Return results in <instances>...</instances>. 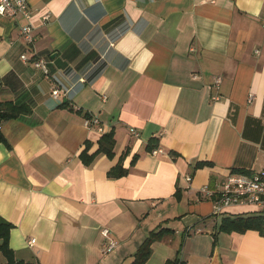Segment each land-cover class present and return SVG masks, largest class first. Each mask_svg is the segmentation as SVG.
I'll list each match as a JSON object with an SVG mask.
<instances>
[{"label": "crops", "instance_id": "1", "mask_svg": "<svg viewBox=\"0 0 264 264\" xmlns=\"http://www.w3.org/2000/svg\"><path fill=\"white\" fill-rule=\"evenodd\" d=\"M26 1L48 73L21 59V18L0 16V100L31 109L1 124L0 217L16 263L132 264L169 229L144 264H264V234L219 232L257 208L218 215L200 193L233 170L264 174V0ZM113 130L114 158L86 166V143L92 154ZM153 138L163 153L147 150ZM124 153L128 175L109 178ZM104 228L118 242L109 253Z\"/></svg>", "mask_w": 264, "mask_h": 264}, {"label": "built area", "instance_id": "2", "mask_svg": "<svg viewBox=\"0 0 264 264\" xmlns=\"http://www.w3.org/2000/svg\"><path fill=\"white\" fill-rule=\"evenodd\" d=\"M0 16L1 17H17L21 18L20 38L27 46V53L21 55V59L25 63H32L36 68L48 73L47 65L44 59L38 57L36 52V37L34 36V28L31 23L32 10L26 0H0ZM48 16L45 17L47 19ZM262 27L264 29V17L262 19ZM193 50V49H192ZM260 51L257 50L256 54ZM220 79L215 81V87L219 88ZM52 95L57 98L60 95L59 89L52 90ZM252 98V97H251ZM218 99V97H215ZM86 125L88 127L98 126L102 132L100 121L96 117L87 118ZM131 133L138 137L136 130H131ZM153 154L163 153L162 150L154 149ZM188 181L191 178H187ZM200 193L214 203L216 214H221L231 206H251L257 208L256 213L264 214V174H243L230 172L218 183V190L215 192L209 186L201 188ZM110 230L104 228L101 231L105 239L104 249L106 253L111 252L118 246V242L113 240L110 235ZM36 240H29V245L33 246Z\"/></svg>", "mask_w": 264, "mask_h": 264}, {"label": "trees", "instance_id": "3", "mask_svg": "<svg viewBox=\"0 0 264 264\" xmlns=\"http://www.w3.org/2000/svg\"><path fill=\"white\" fill-rule=\"evenodd\" d=\"M1 88V79H0ZM66 105V104H65ZM31 109L27 105H17L13 102H4L0 100V145L7 144V140L1 131V124L4 121L17 119L22 115L29 114ZM86 118H91L90 114H86ZM91 143L87 142L85 149L80 154L81 161L86 165L90 166L99 155H106L108 158H114L115 156V132L114 130L104 134L98 141V149L94 153H89L91 149ZM159 148V139L153 138L149 141L147 150L152 152L154 149ZM126 153H124L119 163L111 168L108 172V177L111 179H118L128 175L129 170L124 168L123 161ZM137 160L135 156L132 165ZM210 165L209 162H198L195 165V169ZM233 173L245 172L233 170ZM13 225L0 217V252L7 259L9 264H17L15 260L14 251L10 247V234ZM249 230L258 231L260 234H264V214L254 215H238V216H225L219 226L220 233H239L243 234ZM169 229H161L159 231H152L150 236L143 242L139 251L135 255V259L132 264H144L149 260L152 254V245L157 240L161 239L170 232ZM168 264H176L174 262H168Z\"/></svg>", "mask_w": 264, "mask_h": 264}]
</instances>
